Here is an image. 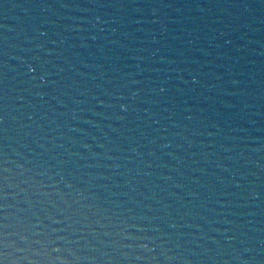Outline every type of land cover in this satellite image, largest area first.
<instances>
[{
    "label": "water",
    "instance_id": "water-1",
    "mask_svg": "<svg viewBox=\"0 0 264 264\" xmlns=\"http://www.w3.org/2000/svg\"><path fill=\"white\" fill-rule=\"evenodd\" d=\"M0 264H264V0H0Z\"/></svg>",
    "mask_w": 264,
    "mask_h": 264
}]
</instances>
